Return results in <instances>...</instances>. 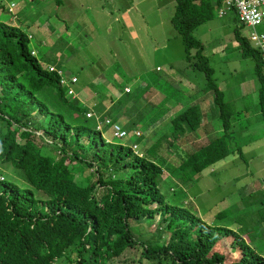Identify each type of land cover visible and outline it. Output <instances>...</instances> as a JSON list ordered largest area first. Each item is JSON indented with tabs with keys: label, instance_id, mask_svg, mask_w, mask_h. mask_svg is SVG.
<instances>
[{
	"label": "trees",
	"instance_id": "16d2710c",
	"mask_svg": "<svg viewBox=\"0 0 264 264\" xmlns=\"http://www.w3.org/2000/svg\"><path fill=\"white\" fill-rule=\"evenodd\" d=\"M174 1L170 24L184 47L190 77L184 79L183 72L171 68L172 79H166L172 85L186 81L199 88L202 82L195 74H201L204 85L195 93L198 99L181 94L187 100L180 102L179 113L161 110L162 104L156 101L161 94L146 87L141 97L153 96L148 106L156 112L154 117L138 110V97H125L131 94L126 87L122 93L114 88L124 95L114 102L106 92L92 90L91 105L81 103L72 88L78 79L60 63L50 62L54 60L49 56L43 57L44 63L52 64H41L32 55L33 35L14 15L15 4L7 8L8 23L0 21V166L12 168L22 183L7 182L0 175V264H139L142 260L144 264H264L263 256L247 244L256 238L244 239L251 231L244 224L233 231L229 221L225 223L229 208L206 220L190 207L168 204L160 192L164 172L180 186L231 156L245 161L241 147L230 148L235 115H243L230 110L203 46L191 36L212 21L214 10L218 12L228 0L216 4L212 0ZM55 3L59 5V0ZM0 9L4 10L2 5ZM143 19L151 20L145 13ZM150 25H146L145 37L152 38L148 43H165L163 37L157 40L158 30ZM239 33L235 29L233 35L241 56L254 62L255 108L264 122V49L250 41L249 35L245 38ZM62 78L66 85L60 84ZM72 78L77 83L71 84ZM201 103L205 104L199 107ZM89 110L98 121L86 117ZM114 126L126 131V136L114 137ZM142 126L145 135L139 131ZM149 130L151 138L138 157L129 145L141 143ZM105 131L118 143L106 142ZM167 151L169 156H165ZM249 205H264V196ZM156 216L157 239H141V229L137 236L132 224L153 221ZM248 223L264 225V216ZM161 232L167 235L165 241ZM228 246L238 248L239 253L225 261L223 252Z\"/></svg>",
	"mask_w": 264,
	"mask_h": 264
},
{
	"label": "rangeland",
	"instance_id": "374dc122",
	"mask_svg": "<svg viewBox=\"0 0 264 264\" xmlns=\"http://www.w3.org/2000/svg\"><path fill=\"white\" fill-rule=\"evenodd\" d=\"M55 1L0 0V5L4 9H0V21L8 23L10 16L6 14V10L11 3H14L16 6L14 15L19 18L22 27H27L26 32L35 39L30 46L36 51L38 61L46 66L49 61L44 63L43 57L49 56L54 60L50 62L60 63L68 74L76 77L78 84L72 88L78 99L82 100L81 103L85 101L84 104L89 107L95 98L93 91L102 94L106 92L108 96L114 97L111 101L114 102L117 97H124L117 91L122 93L126 87L131 94L125 97H138L137 100L140 102L136 104L138 110L154 117L156 112L148 106L149 99L153 96L141 97V92L146 87L161 94L156 101L162 104L160 107L164 112L168 109H172L175 113L181 112L183 107L180 102L187 100L181 97V94L198 99L195 93L204 85L203 75L195 74L199 78L198 82H202L199 88L184 80L182 86L172 85L166 79V77L172 79L168 66H171L175 72H183L184 79L190 77V73L185 69L187 63L184 47L170 24L174 12V0H132L134 3L141 2L137 6L139 11L145 13L151 20L157 19L144 21L146 25L151 24L150 27L152 26L153 29L157 28V40L161 37H163L161 40H166L167 49L157 51L151 49L133 51L132 46L126 43L128 38L124 34L125 28L117 16L129 6L128 1L59 0V5H56ZM134 8L132 7L130 13L136 16ZM25 20L27 23L32 22L28 24L32 26H26ZM144 22L140 20L141 24ZM157 22L161 24L157 25ZM11 23L16 24V21L12 19ZM42 27L45 29V34L42 29L39 30ZM235 29L245 38L253 32L252 28H241L232 13L219 17L215 9L213 20L196 28L191 36L203 46V54L214 71L213 78L219 90L224 93V100L230 110L234 114L241 113L248 116V119L240 116L241 130L233 129L235 139L230 147L231 149L241 147L245 161L231 156L224 162L206 169L192 178L189 183L180 186L171 183L168 180H171L169 173L164 172L159 189L168 204L190 207L201 218H207L208 215L214 217L218 212L229 208L231 213L225 223L229 221V227L233 231L244 224L246 229L251 231L244 238L245 241L248 240L247 237L250 239L255 237V242L247 241V244L255 248L264 258V225L257 224L255 227L248 223L256 222L259 216H264V205H249L252 200L264 196V122H260V116L255 108L258 95L257 81L253 74L254 62L241 56L233 35ZM109 30L111 34L108 33ZM161 32L163 35L160 36ZM256 32L264 33V22L256 27ZM141 38L146 41L145 37L141 36ZM42 40L44 45H39ZM189 99L193 101L192 98ZM101 104L107 103L101 102ZM204 104L201 103L199 107ZM178 105L181 106L180 109ZM214 124L219 127V123ZM0 128L3 127L0 125ZM144 130L145 127L142 126L139 131L145 135ZM41 134V132L37 133L39 136ZM103 137L108 142L118 143L108 131L104 132ZM149 138H151L150 130L146 138L141 143H137L140 152L146 150V140ZM36 142L40 143L39 139H36ZM165 156H169L168 151ZM10 169L12 168L0 166V175H3L7 182L16 185L22 183L16 177V172ZM164 178L167 180L164 181ZM176 182L179 183L178 180ZM173 188L175 191L171 192ZM249 217L252 220H249ZM212 221L214 222V219ZM158 222L159 217L156 216L153 221L133 223L132 226L137 236L140 235L141 229L143 234L140 235L141 239L148 237L157 239L159 234L155 230L159 227ZM166 239L167 235L161 232V240ZM237 253H239L238 248L228 246L223 252V257L226 261L228 256H232L231 259L233 256L237 257ZM142 262L139 264L145 263L144 260Z\"/></svg>",
	"mask_w": 264,
	"mask_h": 264
},
{
	"label": "built area",
	"instance_id": "2783aa9c",
	"mask_svg": "<svg viewBox=\"0 0 264 264\" xmlns=\"http://www.w3.org/2000/svg\"><path fill=\"white\" fill-rule=\"evenodd\" d=\"M13 4L10 5L12 7ZM227 9H234L238 12L240 20L248 27L255 28L264 20V0H228L225 4ZM249 39L261 49H264V36L255 34V32L249 33ZM32 55H36L35 52H32ZM50 71L55 70L53 67H48ZM60 74V72H58ZM61 75V74H60ZM71 84L77 83L76 78L70 79ZM61 85H66L65 79L60 80ZM73 94L70 90L69 94ZM87 118L95 117L96 120H99V117L95 116L92 112L86 114ZM109 120L105 121V124H108ZM101 124V122H100ZM114 137L117 139H122L126 136V131H123L119 126H114ZM138 135V134H137ZM133 150L136 149V146H133Z\"/></svg>",
	"mask_w": 264,
	"mask_h": 264
},
{
	"label": "crops",
	"instance_id": "0c3cea01",
	"mask_svg": "<svg viewBox=\"0 0 264 264\" xmlns=\"http://www.w3.org/2000/svg\"><path fill=\"white\" fill-rule=\"evenodd\" d=\"M125 1L129 2V6L127 8H125V10L119 12L117 18H118V20H120L121 24L125 28L124 34H126L125 37L128 38V42H126V43L129 44L130 46H132L131 49L133 51H147L149 49H151L153 51L154 50L157 51V50L167 49V45H166L167 43L166 42L162 43L160 45H157V46H155L153 42L151 44L148 43L147 39L150 38L152 40V38L151 37H145V35H147L146 31L148 30V27L146 26L144 19H143L144 13L137 9L138 4H140L141 2L134 3L132 0H125ZM216 1L217 0H212V2L214 4H216ZM132 7H135L134 11L137 14L136 16H133L130 13V10H132ZM140 20L142 22H144V24H141ZM108 33L111 34L112 33L111 30H109ZM141 36L145 37L146 41H144L141 38ZM43 45H44V43H43ZM168 67L171 69V66H168ZM170 75H171V73H170Z\"/></svg>",
	"mask_w": 264,
	"mask_h": 264
},
{
	"label": "clouds",
	"instance_id": "9594fccd",
	"mask_svg": "<svg viewBox=\"0 0 264 264\" xmlns=\"http://www.w3.org/2000/svg\"><path fill=\"white\" fill-rule=\"evenodd\" d=\"M236 12V17H238V20H237V22H239V23H243L241 20H240V18H239V14H238V12L236 11V10H234V9H227L226 8V6L225 5H223L220 9H219V11H218V16L219 17H223V16H225V15H227V14H229V13H232V14H234ZM235 15V14H234ZM256 28V27H255ZM35 53H36V51H35ZM36 56V55H35ZM47 67H49V66H47ZM90 111V110H89ZM88 111V112H89ZM87 112V113H88ZM91 112V111H90ZM86 113V114H87ZM94 114V113H93ZM95 115V114H94ZM243 115V114H242ZM96 116V115H95ZM244 117H245V119H248V117L246 116V115H243ZM241 120H240V116L239 115H235V120H234V124H235V129L237 130V129H240L241 127V122H240ZM242 128H246V127H242ZM106 142H108L107 141V139H106ZM125 145V144H124ZM133 146H136V149L135 150H133L132 148H133ZM129 147L132 149V151L135 153V155H138V157H141L142 156V154L143 153H139L138 152V145L137 144H130L129 145ZM5 180V178L4 177H2V180Z\"/></svg>",
	"mask_w": 264,
	"mask_h": 264
}]
</instances>
